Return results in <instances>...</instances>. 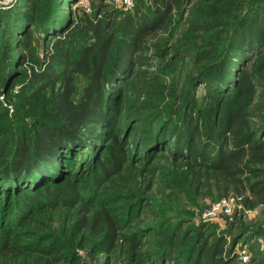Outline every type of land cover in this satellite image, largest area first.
Masks as SVG:
<instances>
[{"label": "rangeland", "instance_id": "rangeland-1", "mask_svg": "<svg viewBox=\"0 0 264 264\" xmlns=\"http://www.w3.org/2000/svg\"><path fill=\"white\" fill-rule=\"evenodd\" d=\"M262 1L181 0L164 26L140 42V51L115 83L104 121L89 126L95 145L59 160L51 179L40 177L32 187L10 189L12 185L1 182V167L11 159L13 134L26 128L31 138L37 126L51 119L52 92L36 94L20 86L28 80L29 68L46 55L41 18L50 10L46 0H0V264H167L160 252L169 243L177 264L200 262L204 252L226 264H264V204L246 210L239 199L222 196L205 170L187 158L185 145L167 138L174 125L185 129L183 118L189 114L204 136L215 133L212 108L217 106L215 115L221 116L232 96L223 95L215 105L207 84L195 79L189 84L194 52H223L232 29L260 12ZM153 2L78 0L67 8L107 22L118 44L131 39L129 21L152 15ZM10 18H34L22 31L28 30V40L22 33L17 40L7 34ZM202 23L209 29H200ZM70 40L76 49L92 42L88 33ZM114 52L113 46L110 57ZM22 58L27 63L19 66ZM250 60L246 71L256 59ZM85 84L86 78L77 75L76 95ZM255 92L250 121L263 129L259 137L264 141V81H258ZM114 152H120V166L108 172L109 165L103 168L100 161ZM258 167L264 180V164ZM223 202L226 206L216 217H203ZM104 216L116 234L109 252L104 251L109 232ZM96 217L102 220L97 229L92 222ZM160 243L166 248L158 249Z\"/></svg>", "mask_w": 264, "mask_h": 264}, {"label": "trees", "instance_id": "trees-1", "mask_svg": "<svg viewBox=\"0 0 264 264\" xmlns=\"http://www.w3.org/2000/svg\"><path fill=\"white\" fill-rule=\"evenodd\" d=\"M46 1L51 13L48 17L42 16L41 26L43 40L49 46L44 59L29 68L28 80L21 82L20 86L22 90H33L36 94L45 90L52 92L51 119L37 126L31 138L26 137L28 130L24 126L22 132L13 134L11 159L1 167V182L6 183V186L12 185L10 189L32 187L40 177H44L43 181L51 179L52 168L59 166V160L68 158L79 147L91 149V145H95L96 140L88 132L89 126L104 121L106 110L111 107L115 83L125 74L134 55L140 51V42L162 28L170 13L181 7V0H154L152 15H143L135 22L129 21L127 28L131 39H122L117 44L118 36L107 22L98 16L77 15L67 8L68 5L70 8L76 5L78 0ZM261 5L260 12L232 29L223 52L209 48L194 52L189 84L193 79L199 85L207 84L209 98L215 105L223 95L224 98L232 96L231 106L221 116L215 115L217 106L212 108L215 133L204 136L196 119L189 114L183 118L185 129L182 125L179 131L174 125L167 135L174 143L185 145L187 158L205 170L208 180L220 189L222 196L239 199L246 210H254L264 204V180L260 178L263 171L258 167L264 164V141L259 137L263 129H255L250 121L256 84L264 81V0ZM69 12L73 17L70 21ZM29 19L10 18L5 29L7 34L17 40L16 34L22 33V37L28 40V30L22 31L26 22L34 23V18ZM199 27L209 29L204 23ZM81 33L90 34L92 42L76 49L70 39L74 34ZM113 46L115 52L110 57ZM252 57L256 60L252 62L251 69L246 71L244 64L251 61ZM206 61L207 64L200 66ZM18 62L19 66L27 63L23 58ZM77 75L86 78L79 95L73 88ZM255 105V109L260 108ZM197 140L198 145L195 143ZM112 155V158L100 161L103 168L109 165L105 168L108 172L110 169L118 171L117 166H120V152ZM47 191L45 189V193ZM27 200L37 204L34 197ZM104 217L109 227L104 251L109 252L114 247L116 234L113 222L107 216ZM92 222L96 229L102 225V220L97 217ZM164 247L163 243L158 245V249ZM167 249L160 252V260L177 264L170 243ZM211 256L204 252L200 262L195 260L192 264H226L222 258Z\"/></svg>", "mask_w": 264, "mask_h": 264}, {"label": "built area", "instance_id": "built-area-1", "mask_svg": "<svg viewBox=\"0 0 264 264\" xmlns=\"http://www.w3.org/2000/svg\"><path fill=\"white\" fill-rule=\"evenodd\" d=\"M222 205L226 206V204L224 202H223V204L220 203V204L211 206L210 208H208V210L203 215V217L205 219H211V218L216 217L217 213L220 211V209H222ZM224 211H225V213H228V209L227 208H225Z\"/></svg>", "mask_w": 264, "mask_h": 264}]
</instances>
